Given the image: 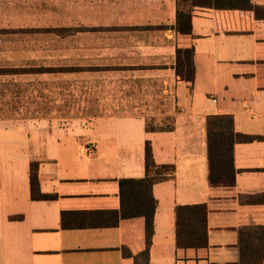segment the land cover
Wrapping results in <instances>:
<instances>
[{
	"label": "crops",
	"instance_id": "0c3cea01",
	"mask_svg": "<svg viewBox=\"0 0 264 264\" xmlns=\"http://www.w3.org/2000/svg\"><path fill=\"white\" fill-rule=\"evenodd\" d=\"M250 4L192 5L179 34L178 0H0V264H243L239 229L264 234V0ZM187 45L190 83L174 70ZM207 114L253 136L232 145V184L208 181ZM145 141L172 171L151 185L143 257L141 216L88 212L118 210ZM30 161L51 197L29 196ZM196 202L206 243L177 247L174 208Z\"/></svg>",
	"mask_w": 264,
	"mask_h": 264
},
{
	"label": "trees",
	"instance_id": "16d2710c",
	"mask_svg": "<svg viewBox=\"0 0 264 264\" xmlns=\"http://www.w3.org/2000/svg\"><path fill=\"white\" fill-rule=\"evenodd\" d=\"M174 29L179 34L190 31V6L204 5L213 8L250 9V0H178ZM255 15H258L255 11ZM175 73L188 83L193 76L192 46L176 48L174 64ZM252 135L233 130L231 116L228 114H207L205 118V149L207 162V178L210 184H232V145L237 141H246ZM144 173L140 177H121L118 182V210L98 211L88 213L107 214L102 223L113 225L119 217L141 216L144 223V248L139 252L147 255V247L152 231V215L155 198L151 193V185L171 172V165L157 164L153 161L148 141L144 143L143 154ZM36 163L28 164V187L31 198L51 197L39 192L36 179ZM240 201H249L248 195H238ZM67 212H60V224L65 225ZM174 243L177 247H197L206 243L205 204L196 202L179 204L174 208ZM91 220L89 224H99ZM239 261L243 264H258L263 257L264 234L261 225H252L239 229L237 239Z\"/></svg>",
	"mask_w": 264,
	"mask_h": 264
},
{
	"label": "rangeland",
	"instance_id": "374dc122",
	"mask_svg": "<svg viewBox=\"0 0 264 264\" xmlns=\"http://www.w3.org/2000/svg\"><path fill=\"white\" fill-rule=\"evenodd\" d=\"M1 152H2V150H0V153H1ZM0 157H1V158H4V155H1V154H0ZM2 161H3V159L0 160V162H2Z\"/></svg>",
	"mask_w": 264,
	"mask_h": 264
}]
</instances>
